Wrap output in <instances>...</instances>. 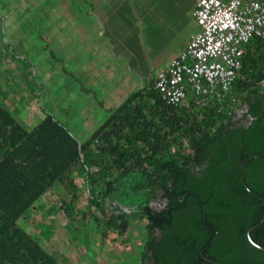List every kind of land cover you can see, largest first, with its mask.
Masks as SVG:
<instances>
[{
	"label": "trees",
	"instance_id": "1",
	"mask_svg": "<svg viewBox=\"0 0 264 264\" xmlns=\"http://www.w3.org/2000/svg\"><path fill=\"white\" fill-rule=\"evenodd\" d=\"M54 34H40L51 53ZM27 75L44 93L35 72ZM80 80L55 84L65 102L51 101L30 128L0 100V264H87L77 247L76 222L88 220L77 208L81 186L91 192L90 234L126 240L138 209V264H264V41L244 45L234 107L227 94L168 104L152 77L90 121L84 112L109 89L87 80L79 98L87 106L66 92ZM55 208L63 212L56 220ZM99 243L116 251L120 241Z\"/></svg>",
	"mask_w": 264,
	"mask_h": 264
},
{
	"label": "rangeland",
	"instance_id": "2",
	"mask_svg": "<svg viewBox=\"0 0 264 264\" xmlns=\"http://www.w3.org/2000/svg\"><path fill=\"white\" fill-rule=\"evenodd\" d=\"M78 7L81 8V11L78 10ZM84 7V0H0V100L12 112L15 119L27 128L35 125L44 116L45 112L51 111V101L58 103L57 107L59 106V102H65V99H61L60 96L53 92L52 88L64 76L81 78L80 82L73 89L66 91L69 92L67 93L69 97L76 100L81 97L85 98V96H81L80 92L88 96L87 92L83 90L89 87L87 80L92 79H86V77L101 76V78L94 79L93 82L97 85L102 83L108 84L110 89L109 95H105L106 97L103 99H98L92 103L88 112H84L85 118L90 115V121H93L95 117H99L105 109L118 107L127 96L126 94H112V84L116 85L122 83V81L113 78L107 69L106 71L103 70L101 66L104 65L101 62H95L88 69H83L78 66L77 61L71 58L70 60L67 57L64 58L70 52V49L77 46L79 39L82 37V32L84 33L82 26V18L84 17L85 19V15L82 14ZM66 12H68L70 18L76 14V18H72L69 24L66 15L59 19V16ZM51 23L54 26L48 32ZM42 31L45 33L44 39L49 38L48 34L53 36L55 35L54 32L56 34L59 33L54 44L61 51L58 52L54 46L53 53L56 57L51 55L50 50L42 49L43 44L40 39ZM56 42L58 43L57 45ZM96 47H99V45H94L91 50H97V54H99V48ZM87 52L88 48L86 47L83 51L84 57H86ZM23 57L28 58L25 65H23L25 60ZM61 57L62 61L60 60ZM61 67H66L67 72L63 73ZM30 71H34L37 81L39 80L42 83L41 90L44 93L40 94L35 89H32L33 78L31 76H23V73L28 74ZM146 82L142 80L141 85H144ZM192 93V91H189L188 94L191 95ZM227 95L230 97L231 107L236 106V98L230 93ZM212 97L214 98L215 94H212ZM80 102L83 101L80 100ZM83 103L89 106L85 102ZM66 115H71V113L68 111ZM64 119L60 121L62 122ZM86 127L83 126V129ZM77 130L80 131L81 128ZM79 134L81 136H88L89 128ZM78 191V193L83 194L78 199L77 208L80 213H87L88 220H85V223L76 222V226L81 230L78 236L80 239L82 238L77 247H80L85 252L84 257L87 264H138L140 251L142 250V241L145 238L142 227L144 220L138 218V209L134 208L131 214V231L129 230V234L124 236L126 240L120 239L116 234H112V232L109 235H104L103 231L90 234L86 226L89 229L92 228L93 216L91 215V211L93 210L90 206V201L86 197L84 198V196H89L91 192H88V188L84 186L79 187ZM159 202V199H155L152 208H158ZM54 210L53 218L56 220L59 218L57 214L62 215L63 212H60L57 208ZM111 240L120 241V244L115 246L116 251H108L106 250L107 247L99 243ZM80 248L79 251H81ZM63 249L66 250L65 246Z\"/></svg>",
	"mask_w": 264,
	"mask_h": 264
},
{
	"label": "crops",
	"instance_id": "3",
	"mask_svg": "<svg viewBox=\"0 0 264 264\" xmlns=\"http://www.w3.org/2000/svg\"><path fill=\"white\" fill-rule=\"evenodd\" d=\"M84 1V33L81 31L82 37L77 46L70 49L64 58L77 61L83 69L101 62L103 70L107 69L113 78L122 81L112 84V94H128L132 88L141 87L143 78L155 79L157 72L183 52L198 31L192 16L195 0ZM78 10L81 11V8L78 7ZM65 15L69 24L72 18L68 12L59 19ZM97 44L99 54L97 50H91ZM86 47L88 52L84 57ZM55 48L61 51L57 46ZM51 55L55 56L54 53ZM60 60H63L62 57ZM97 78L101 76L86 77ZM102 84L109 89L108 84ZM77 100L80 102V99Z\"/></svg>",
	"mask_w": 264,
	"mask_h": 264
},
{
	"label": "built area",
	"instance_id": "4",
	"mask_svg": "<svg viewBox=\"0 0 264 264\" xmlns=\"http://www.w3.org/2000/svg\"><path fill=\"white\" fill-rule=\"evenodd\" d=\"M192 16L198 31L155 78V88L172 105L184 102L189 91L205 99L229 94L244 45L252 37L264 41V0H195Z\"/></svg>",
	"mask_w": 264,
	"mask_h": 264
},
{
	"label": "clouds",
	"instance_id": "5",
	"mask_svg": "<svg viewBox=\"0 0 264 264\" xmlns=\"http://www.w3.org/2000/svg\"><path fill=\"white\" fill-rule=\"evenodd\" d=\"M156 78V77H155ZM239 113H242V110L241 111H239Z\"/></svg>",
	"mask_w": 264,
	"mask_h": 264
}]
</instances>
